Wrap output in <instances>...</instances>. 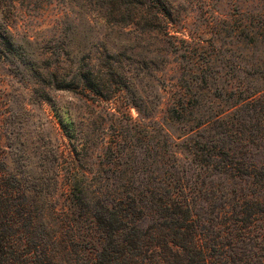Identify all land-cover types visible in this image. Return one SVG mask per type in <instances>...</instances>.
<instances>
[{
	"label": "rangeland",
	"instance_id": "obj_1",
	"mask_svg": "<svg viewBox=\"0 0 264 264\" xmlns=\"http://www.w3.org/2000/svg\"><path fill=\"white\" fill-rule=\"evenodd\" d=\"M166 1L168 33L114 24L101 0H0V34L11 26L17 46L8 53L0 39V143L29 189L60 206L70 184L117 178L116 146L129 165L143 162L164 134L186 163L190 126L171 119L173 104L195 106L196 118L238 117L248 98L264 100V0ZM81 65L123 85L103 99L42 84L47 70L70 79ZM255 156L264 163V151Z\"/></svg>",
	"mask_w": 264,
	"mask_h": 264
},
{
	"label": "trees",
	"instance_id": "obj_2",
	"mask_svg": "<svg viewBox=\"0 0 264 264\" xmlns=\"http://www.w3.org/2000/svg\"><path fill=\"white\" fill-rule=\"evenodd\" d=\"M100 7L114 24L145 31L166 32L172 20L166 0H101ZM0 39L17 52L11 26ZM92 68L82 74L81 65L70 79L47 70L41 81L110 99L115 92L105 93L123 82ZM248 99L238 117L217 109L196 118L195 106L173 104L171 119L190 126L186 163L168 134L143 162L129 165L116 146L117 178L70 184L60 206L9 171L0 143V264H264V163L254 160L264 151V100Z\"/></svg>",
	"mask_w": 264,
	"mask_h": 264
}]
</instances>
